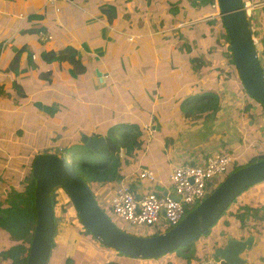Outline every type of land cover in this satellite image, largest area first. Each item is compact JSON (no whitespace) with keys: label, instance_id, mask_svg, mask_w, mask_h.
<instances>
[{"label":"crops","instance_id":"obj_1","mask_svg":"<svg viewBox=\"0 0 264 264\" xmlns=\"http://www.w3.org/2000/svg\"><path fill=\"white\" fill-rule=\"evenodd\" d=\"M87 1L91 4V11L96 9L100 3V0ZM103 1L115 2L120 6L126 0ZM1 2H3L4 8L0 10V27L6 28L8 32L1 43L3 46L0 47V55L4 57L6 54L8 58L4 57L6 60L5 71L0 74V97H4L5 101H10V103L17 106L11 107L9 105L8 114L13 115L16 110L22 114V107L25 104L28 105L31 100L30 96L36 97L33 98L34 101L32 100L36 111H34V106L31 105L29 110H26L29 112L22 114L26 127L31 131L36 129L37 132H44L50 129L51 125H48L47 120L42 116L41 121L40 115L44 113L48 117L52 116L49 121H51L52 128L56 132L57 123L65 126L62 129L63 137L57 140L58 142L53 139L52 143H55V146L62 140L74 138L78 133H81V135L85 133L92 137L97 135L107 137L108 130L112 126H120L131 122L137 123L143 128L144 137L140 139L139 154L133 155L130 168H125L126 174L123 177L124 182L134 184L132 189L137 196L144 193L146 185L149 186L145 180L140 181L137 178V174L141 169L152 170L158 184L161 183L157 188L161 189L169 186V176L175 166L185 163H203L208 155L219 151H226L233 154L234 158H241L244 155L254 154L252 150L254 144H259L258 142L263 144V141H260L259 138L250 139L248 137V133H256L255 131L264 128L263 126L257 127V119L259 117L263 118V114L259 112L256 117L254 116V119L250 115V119L246 120L247 115H234L233 113L234 106L231 103L233 100L229 102V97L234 95L237 97L236 100L239 99V102L250 103V100L245 99L244 93L241 94L237 89L235 91L230 88L231 90H228V93L224 92L223 97L220 94L216 111L207 119L199 118L195 122L189 121L191 125L185 122L192 119H184L179 108V100L176 99V105L174 106V100H172L174 90H176L178 97L182 93L186 94V90L191 86L206 81H209L216 89L218 82H220L219 78L221 79V77H216L217 70H220L222 66L216 63L215 59L208 65L199 62L196 65L197 68L193 70L189 67L187 61L179 56L180 62L176 67L178 69L176 74H179L175 81L172 71L168 72L167 65L164 64L168 61V59L166 60L167 54L168 56L173 54V48H167L164 44L161 48L165 53L164 62H158L159 60L140 61L136 68L131 66L124 69V67H127V58L131 57L143 42H147V40H144L145 38H150L152 35H161L162 32L168 30L167 28L157 31H134L133 28L129 27V25L132 26V23H129V19L120 14V10L117 19L109 23L88 11L86 8L87 3L79 2L74 4V10L71 11L62 7V12L57 11L54 20H46L49 25L56 24L61 28L63 27V32L53 34L48 26L47 33L20 34L17 30L21 24L26 23V14L20 13L13 16L9 12L8 2H5V0H1ZM83 2L85 1L83 0ZM59 4L63 6L65 3L63 0H59L53 6L56 7ZM252 5L248 15L250 30L257 57L264 69V0L252 3ZM42 7L41 5L40 8ZM37 11H39V8L35 10V12ZM214 14L215 12L204 17L213 16ZM167 32L164 33L166 37ZM174 33L175 31L172 30L169 35ZM2 38L0 37V41ZM46 41L47 43L53 41V44L46 47L47 45L44 46ZM60 44L70 45L76 49L84 65H86L83 61L84 54H95L97 61L95 60L94 65H91L92 68L86 67V65L85 72L76 75L70 72V66L69 68L65 66L68 68L67 70L61 66L65 62H49L40 56L42 51H56ZM24 46H27V48L19 56L17 72L14 74L6 70L13 53ZM82 50L83 52H81ZM29 53H32L33 64H36L34 69L28 65ZM170 59L172 61V55ZM66 64L68 63L66 62ZM162 64L163 66L160 67L162 71L158 73L157 69ZM43 69L51 71L49 78L46 80L38 75L39 70ZM96 70H98V73ZM130 79L135 82L137 88L135 84L131 83ZM230 82L236 85V82ZM230 82H225L222 85L229 87L232 85ZM3 83L9 84V88L4 87ZM13 83L18 84L20 87L12 90ZM122 83L127 84V88L122 87ZM158 84H162L163 87L157 88ZM133 85L136 88L135 90L132 89ZM87 89H91L97 94L92 97L87 93ZM109 91H114V94H106ZM24 101H26L25 104ZM251 106L250 111L258 108L253 102H251ZM72 111L74 113L78 112V114L71 116ZM8 114L5 115V118L8 117ZM248 122L250 125H247ZM207 130L210 131L211 135L206 139ZM18 140L19 137L17 136L18 147L16 145L10 147L7 162L14 155L11 151L13 147L23 148L24 146ZM46 143L48 141L44 144ZM196 146L199 147L198 152L189 151L190 148L197 149ZM159 150L164 151L165 159L168 160L166 174L163 177L155 170L157 161H155L154 154L151 156V153ZM122 155V152L119 153V156ZM143 161H146L147 166H143ZM256 243H258V239L254 238L253 250L242 255L247 258V264H264V248L261 250V257L257 258L258 254H254L256 246H258Z\"/></svg>","mask_w":264,"mask_h":264},{"label":"trees","instance_id":"obj_2","mask_svg":"<svg viewBox=\"0 0 264 264\" xmlns=\"http://www.w3.org/2000/svg\"><path fill=\"white\" fill-rule=\"evenodd\" d=\"M6 1L9 5V12H11L13 16L20 13L26 14V23L21 24L17 31L20 34L29 35L39 32L47 33L48 26L50 27V32L53 34H55V32H63V27L61 28L56 24L49 25L46 20H54L57 11H61L62 7H65L67 10H74V4H78L79 2L87 3L86 8L88 11L94 15H98L103 21L109 23L117 19L120 10V7L115 4V2L103 0H100L97 8L93 9V11H91V4L87 0H84L85 2H83V0H65L63 6H56L59 8L57 11L54 10L52 4L48 2L46 4V0H30L28 2L25 0H5V2ZM246 1L258 3L261 0H242L243 3ZM167 3L172 13H176L177 10H179V13L175 16L165 14L168 23L166 24L167 26L162 23V29L169 27L175 29V36L178 39H181V36L185 33H190L193 29L192 26L184 28L177 27L180 23L202 18L215 12L217 9L213 0H187L183 3H181L180 0H167ZM41 5L43 6L42 8H40ZM22 6L24 8L23 10ZM196 6H208L207 8H209V10H206L203 14L194 15L189 18L181 17V10L186 8L189 11L191 9H196ZM3 8V2L0 0V10ZM38 8L39 11L35 12ZM163 11L165 12L166 9H163ZM126 19H128V17H126ZM211 21L212 20H206L205 23L209 24ZM248 25L250 26L249 17ZM221 26L224 29L223 24ZM7 32L8 30L6 28L0 27V37H3L0 44L4 41ZM199 32L200 34L198 37L196 35L193 37L188 35V38H190L189 43L191 42V45L194 47L192 60L197 62L196 65H198L199 62H204L205 65H208L209 61L198 55L201 51L197 52L195 46L200 41L207 46H211L212 43L210 42H202V39L206 40L211 37L201 29H199ZM226 38L228 41L227 34ZM26 48L27 46L20 47L13 53L11 60L7 64L8 67L6 70L14 74L17 72L19 56ZM226 51L229 53L228 62L232 64L231 52L228 48H226ZM40 56L49 62H67L72 74L79 75L86 70L85 65L81 63L78 51L70 45L60 44L56 51H42ZM181 56L183 57L182 59H186L185 55L180 54V57ZM4 57L1 55L0 59H4ZM5 62L6 60L3 62L2 67L5 66ZM28 65L32 69L36 68V64H33L32 61V53L28 54ZM262 71L264 73L263 68ZM49 74H51V71L45 69L39 70L38 72L39 77L45 80L49 78ZM237 79L240 83L238 77ZM18 87H20L18 84H12V90ZM221 87V81L218 82L216 89L213 88L209 81H206L205 83H198L188 88L186 94H184V98L179 104L184 119L209 118L218 108L220 96L218 91ZM229 88L236 91L234 85H230ZM241 90L244 92L245 99L250 100V103L245 102L248 110L252 107V101L256 103V106L257 104L259 105L256 110L254 108L253 111H250L251 117L253 116L252 118L254 119V116L256 117L259 112L264 116L263 106L246 94L244 89L241 88ZM257 121V127H261V118L259 117ZM116 130H118L119 133H116ZM255 132L254 137L264 142V128ZM95 137H98V135ZM107 137L115 144L118 153H121V151L123 152V155L119 156L118 159L113 154H108L105 158L95 157L87 146L82 143L81 133H78L74 138L62 140L56 145V148L52 152L49 147H45L43 153L65 156L74 172L87 184H89V182L91 184L119 182L126 174L125 168H130V166H126L131 164L129 162L133 155H136V153L139 154L141 145L140 139L144 137V130L137 123L131 122L129 124L110 127ZM13 154L8 164L17 172H15L16 175H14V180H17V182L9 185L7 194L4 195L0 191V232H5L6 235L13 238L14 241L0 246V259H3L5 264H24L26 262L36 221L34 208L35 179L31 174V166L37 152H35V155L33 153L34 156L32 155L30 158L27 156V151L25 153L23 151H15ZM18 155H21V157H18ZM91 157H94V162L91 161ZM236 159L237 160L232 162L231 167L228 168L226 175L249 163L264 159V155H244ZM2 180V177H0V182ZM130 185L133 187L134 184L131 183ZM52 193V195L50 194V198L53 207L58 203V200L56 199L57 195H55L54 190ZM72 227L78 232L77 234L74 232L72 233L67 226H64L63 229H57L56 221L54 232H56L55 236H60L59 243L56 244L54 242L55 238L52 240V247L46 264H57L55 260L62 257V264H153L149 263L150 260H156L157 262L155 264H203L208 259L212 258L211 253L214 248L223 245L229 235L233 238L240 239L248 235H253L254 238L258 239V243L256 244H264V181L249 186L238 197L231 201L227 209L221 213L217 221L211 226L212 228L215 227L216 234L212 232V234L209 235H200L185 247L178 248L157 258L138 259L126 255L124 256V254L116 250H111L112 253H109V247L97 243L78 219L72 222ZM154 234L156 233H147V235ZM80 236L91 242L89 243ZM67 237H69L68 242L65 240ZM78 241L80 246L74 247V244ZM78 248L81 249L83 256L74 258L71 254ZM122 256H124V258ZM130 258L131 260L129 261L128 259Z\"/></svg>","mask_w":264,"mask_h":264},{"label":"water","instance_id":"obj_3","mask_svg":"<svg viewBox=\"0 0 264 264\" xmlns=\"http://www.w3.org/2000/svg\"><path fill=\"white\" fill-rule=\"evenodd\" d=\"M218 16L228 37V49L240 83L250 97L264 108V73L253 43L248 17L242 0H216ZM98 73V70H96ZM158 129V127H157ZM207 137L210 131L207 130ZM81 141L95 157L105 158L119 153L106 136L81 135ZM205 146V145H203ZM197 147V146H196ZM198 152L199 147L190 148ZM35 179L34 208L36 221L24 264H46L54 234V213L50 194L60 187L69 197L78 220L99 244L138 259L157 258L183 248L198 236L206 234L231 201L246 188L264 181V159L229 172L193 209L169 229L154 235H137L118 228L100 209L89 185L72 169L66 157L53 153H37L32 161ZM164 217V211L162 210ZM254 243V236L233 238L214 248L211 256L228 264H247L244 255Z\"/></svg>","mask_w":264,"mask_h":264},{"label":"rangeland","instance_id":"obj_4","mask_svg":"<svg viewBox=\"0 0 264 264\" xmlns=\"http://www.w3.org/2000/svg\"><path fill=\"white\" fill-rule=\"evenodd\" d=\"M58 1L59 0H55L54 3L55 2L58 3ZM64 1L65 0H63V2ZM174 1H176V0H174ZM180 1H181V3H183L187 0H180ZM261 1H263V0H261ZM213 2L215 4V6L217 7L216 0H213ZM59 6H60V4H59ZM119 7H120V14H123L124 16L128 17L129 23H132V26L129 25V27L133 28L134 31H141V32H144L145 30L157 31L159 29H162L161 24L164 23V25H166L168 23L167 22L168 19L165 18V14L175 16L179 13L178 12L179 10H177L176 13H172L170 11V7L167 3V0H126V1L122 2ZM207 7L208 6H204V7L196 6V9H191L189 11L186 8H184L183 10H181V17L189 18V17H192L194 15L203 14L206 10H209V8H207ZM163 9H166V11L164 12ZM216 14H218V8L216 9L215 14L213 16L210 15L208 17L198 18V19H194L191 21H186V22L180 23L178 25V27H180V28H184L187 26L193 27L192 31L190 33H185L183 36H181V39H178L175 36L176 32L174 34L169 35V33L172 30L175 31V29H173L171 27L167 28L168 32L165 31V32H167V37L164 34L165 32H162L161 35L160 34L152 35L150 38H145L144 40H147V42H145V43L143 42L139 46V48H137L133 52L132 56L127 58V60H126L127 67H124V69L131 67V66H132V68H136L140 61L141 62H148V61H152V60H154V61L159 60L158 62H161V63L164 62L165 60L163 57H165V53H163V50L161 48H163V46L165 44V47L173 48V54H170L169 56L167 54L166 60L168 59V61H166V63H164V64L167 65L168 72L172 71V76L174 77V80L176 81L177 76L179 74V73L176 74V72L178 70V69H176V67L180 62V60L178 58L180 56V54L186 56L185 60L189 64L190 68H192L193 70H195L197 68V66H196L197 62L192 60V57L194 54V47L191 45V42L189 43L190 38H188V35L191 37L196 35L198 37L200 34L199 29H201L205 33H207V35H209V37H211L209 39L207 38L206 40L202 39V42H210V43H212V45L207 46V45L201 43V41H200L195 46L197 52L201 51L200 53H198V55L207 59L209 61V63L213 62L212 60L215 59V62L220 64V66H222L220 71L217 70L216 77H218V78L221 77V79L219 78V81H221L222 84L225 82H230V81L236 82V85H234L231 82H230V84L234 85L235 88L238 90V92L240 91L241 94H243L244 92L241 90V88L243 89V87L237 79L238 75H237V71L234 67V64H233V62H232V64L228 62L229 61L228 60L229 59V53L226 51V48H228V41L226 38V34L224 32V29L221 26L222 25L221 19L218 16H216ZM212 18H214V19H212ZM206 20H212V21H211V23L207 24V23H205ZM197 27H199V28H197ZM249 28H250V26H249ZM250 32H251V30H250ZM251 36H252V32H251ZM127 38L129 40H131L129 38V36H127ZM164 40H166V41L163 43ZM47 41H46L44 46L47 45L46 47H49L53 44V41L48 42V43H47ZM150 42H151V44H150ZM2 46H3V44H0V47H2ZM181 48H183V50H181ZM183 51H185V52H183ZM81 52H83V50ZM155 53L157 55V58H156ZM171 55H172V61L170 59ZM5 57H6V59L8 58L6 54H5ZM96 57L97 56L93 53L84 54L83 55V61L87 65V66L86 65L85 66L86 67L89 66L90 68H92L91 65H94V63L97 61ZM4 61H5V58L0 59V69H1L0 74H1V72L5 71V68H4L5 66L2 67ZM81 63H82V61H81ZM61 66H63V68L65 70H67L69 68V64H66V63L61 64ZM65 66H68V68ZM161 66H163V64L160 65L159 68L157 69L158 73L162 71L160 69ZM223 67H225V68H223ZM175 81H174V83H175ZM131 83L135 84V82L133 80H131ZM3 85H4V87L9 86V84H6V83H3ZM135 86H136V88L138 87L136 84H135ZM135 86L133 85L132 89L135 90L136 89ZM122 87L127 88V84L122 83ZM162 87H163L162 84L157 85V88H159V89ZM170 87H172V86H170ZM2 89H4V88L2 87ZM228 90H231V89L229 87H227L226 85H222V87L219 89L218 92L223 97V95L225 93H228ZM87 93L92 97H94L97 94V93H94L91 89H87ZM106 94H114V91H109ZM30 97H31L30 98L31 100L28 102V105L25 104V102L27 100L24 101L25 105L22 107V114H26L27 112H29V111H26V110H29V106H31V105L34 106L33 105L34 104L33 98H36V97H33V96H30ZM172 97H173L172 100H174L173 103L175 106L176 105V99L181 101L184 98V93L180 94L177 97V92H176V90H174ZM159 98H162V97H159ZM236 98L237 97L234 95L228 98L229 102H231V100H233V102H231V103L234 106V108H233L234 115H236V114L237 115L242 114L243 116L247 115L246 120H249L251 114H250V110H248V107L246 106V103L244 101L239 102V99L236 100ZM236 103H237V105H236ZM9 105H11V107H17L13 103H10V101H5L4 97H2V98L0 97V177H2V179H3L0 182V191L4 195L8 193L9 185L14 183V182H17V180H14L15 179L14 175H16L15 174L16 171H14V169L11 168L7 162L8 151H10V147H12L14 145H16L18 147L17 136L19 137L18 141L20 143H23L24 146H23V148L13 147L11 149V151L12 152L23 151L24 153L27 151V156L30 158L33 155V153L35 155V152L43 153L45 147H49L51 152L54 151L56 146H55V143H52V141L60 140L63 137L62 136L63 135L62 129H64V127H65V126H61L60 124L57 123L56 124L57 132H56L52 128L51 121H49V120H51L52 116L48 117V115H46L44 113L41 115L39 113L40 118L42 116L44 119H46L48 122V125L49 124L51 125V128L45 130L44 132H37L36 129L31 131L29 128L26 127V122H25L23 115L21 114L20 111L16 110L15 112H13V115L8 114L7 109H8ZM257 106L259 107L258 104H257ZM34 108H35V106H34ZM34 111H36V108L34 109ZM6 114H8L7 115L8 117L5 118ZM71 114H72L71 116H74L75 114H78V112L74 113L72 111ZM21 115H22V117H21ZM70 119H71V117H70ZM198 119L196 118V119H192L194 121L188 120L185 122L188 125H191L190 122H195V120L198 121ZM41 121H42V118H41ZM35 122L37 123L36 118H35ZM247 125H250V123L248 122ZM261 125L264 127V117L261 118ZM245 126H244V128H245ZM248 127H250V126H248ZM116 133H119V131L116 130ZM83 134H85V133H83ZM248 134H249L250 139L255 138L254 137L255 133H248ZM51 135H53V136H51ZM118 136H119V134H118ZM50 140H51V142H50ZM44 141L45 142L48 141V143L44 144L45 143ZM258 143L259 144H254V146L252 148L253 153L259 154V155H264V142H263V144H262V142H258ZM219 152H222V151H219ZM153 154L155 156V161H157V164H155V170L158 171L160 174H162V177H163V175L166 174V164H167L168 160L165 159V154H164L163 150L155 151V152L151 153V156ZM231 155H233V154H231ZM18 157H21V155H18ZM94 160H95L94 157H91V161L94 162ZM235 160H237V159L234 158L233 161H235ZM131 162H132V159H131ZM131 162H129V163H131ZM130 165L131 164H128V166H126V167H129ZM143 166H147L146 161H143ZM104 183L91 184L89 182L88 185H89L90 191H91L94 199L96 200V203L98 204L100 209L111 219V221L118 228H120L123 231H127L129 233H133V234H137V235H146L147 233H150L149 230L150 229L153 230V228L131 226V225L127 224L126 222H124L123 220L118 219L112 213L110 206H109V201H110V198L113 195L117 185L119 184V182L106 183V184H104ZM145 188L150 189V187L148 185H146ZM63 191L64 190L60 187H56L54 189V193H55V195H57L56 199L58 200V203L55 206H53L54 217H55V220L57 221V229L58 228L63 229L64 226H67L72 233L74 232L75 234H77L78 232L72 227V222L78 218H77V215L75 213V210L72 207V204L69 200V197ZM132 191H133V189H132ZM52 194L53 193L51 192V195ZM55 220H54V225H56ZM212 232H214L215 234L217 233L215 230V227L214 228L210 227L209 232L206 234H202V235H207V234L209 235V234H212ZM55 234H56V232H54V234H53V239L55 238L54 242L56 244H58L60 236L59 235L55 236ZM80 237L87 240L89 243L91 242L82 236H80ZM65 240H66V242H68L69 237L65 238ZM13 241H14V239L11 238L10 236L6 235L5 232H0V246H3L5 243H8V244L12 243ZM77 246H80L79 241L74 244V247H77ZM253 248L254 247H252L249 251L253 250ZM262 248H264L263 243L258 244L256 249L254 250V254H258L256 256L257 258L261 257ZM109 249L110 250H108V252L112 253L111 250H113V249H111V248H109ZM71 256H73L74 258L82 257L83 254L81 253V249H79V248L75 249V251L71 254ZM124 256H122V257L124 258ZM128 260L130 261L131 258ZM55 261L57 262V264H62L63 257L57 258ZM156 262H157L156 260H150L149 261V263H153V264H155ZM0 264H5L3 259H0Z\"/></svg>","mask_w":264,"mask_h":264},{"label":"built area","instance_id":"obj_5","mask_svg":"<svg viewBox=\"0 0 264 264\" xmlns=\"http://www.w3.org/2000/svg\"><path fill=\"white\" fill-rule=\"evenodd\" d=\"M55 0H47L54 4ZM244 10L248 17L252 3L246 1ZM57 11L58 8L54 7ZM234 157L226 152H214L200 164H180L172 168L169 186L157 188V178L152 170L141 169L138 180H145L149 188L138 196L130 183L120 180L109 206L112 213L135 227L153 228L149 232L160 233L177 224L185 214L205 198L227 173ZM163 187V185H161ZM164 211V217L162 216ZM203 264H228L219 258H210Z\"/></svg>","mask_w":264,"mask_h":264},{"label":"clouds","instance_id":"obj_6","mask_svg":"<svg viewBox=\"0 0 264 264\" xmlns=\"http://www.w3.org/2000/svg\"><path fill=\"white\" fill-rule=\"evenodd\" d=\"M226 176V175H225ZM131 189H132V187H131ZM135 194V193H134ZM194 208V207H193Z\"/></svg>","mask_w":264,"mask_h":264}]
</instances>
